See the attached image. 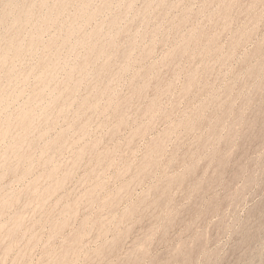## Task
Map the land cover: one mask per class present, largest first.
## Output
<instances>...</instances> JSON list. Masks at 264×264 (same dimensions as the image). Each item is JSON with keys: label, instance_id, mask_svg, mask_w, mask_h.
<instances>
[{"label": "rangeland", "instance_id": "rangeland-1", "mask_svg": "<svg viewBox=\"0 0 264 264\" xmlns=\"http://www.w3.org/2000/svg\"><path fill=\"white\" fill-rule=\"evenodd\" d=\"M41 1L0 0V264H264V0Z\"/></svg>", "mask_w": 264, "mask_h": 264}, {"label": "bare ground", "instance_id": "bare-ground-1", "mask_svg": "<svg viewBox=\"0 0 264 264\" xmlns=\"http://www.w3.org/2000/svg\"><path fill=\"white\" fill-rule=\"evenodd\" d=\"M34 1V0H33ZM74 2V1H73ZM90 2H91V0H83V2L79 5V7H78V12H79V14H82L83 16H84V19H85V16L87 15V12H88V7H89V5H90ZM36 3V2H35ZM64 3H65V0H56V3L54 4V6H53V8L51 9V12L49 13V15L48 16H45L44 17V24H46V25H50V24H55L56 23V17L58 16V14H59V11H60V9L62 8V6L64 5ZM48 4V0H42L41 1V6L43 7V6H46ZM4 5V4H3ZM49 6V5H48ZM47 6V7H48ZM120 6V5H119ZM228 7V6H227ZM153 8V7H152ZM46 10V9H45ZM14 12V11H13ZM35 12V11H34ZM78 14V13H77ZM13 15H14V13H13ZM12 15V16H13ZM42 15V14H41ZM38 16H40V15H38ZM19 19L18 18H14L13 20H12V25L15 27V24L18 22V21H22V22H28L29 21V19H30V11L29 10H24L23 11V13L22 14H20L19 16ZM11 18V17H10ZM41 19V18H40ZM61 19V18H60ZM59 19V20H60ZM71 19V18H70ZM83 20V18L81 19V21ZM108 20V19H107ZM84 21V20H83ZM32 22V21H31ZM39 22V21H38ZM61 22V21H60ZM115 21L113 20V23H114ZM61 23H63V22H61ZM68 23H69V21H68ZM67 23V24H68ZM31 24V23H30ZM57 24V23H56ZM7 25V24H6ZM24 26H26V25H24ZM28 26V25H27ZM38 26V25H37ZM59 26H60V24H59ZM16 28H17V26H16ZM48 28V27H47ZM120 28V27H119ZM61 29V28H60ZM39 30V29H38ZM37 30V31H38ZM17 31V30H16ZM72 31H74V28H71V29H69V30H67L66 32H65V35H64V37H63V42H66V41H68L69 40V38H70V36L72 35ZM5 32V31H4ZM3 32V33H4ZM45 32V31H44ZM97 32H95L93 35H95ZM11 35V34H10ZM34 35V34H33ZM36 35V34H35ZM56 35V34H55ZM86 36H88V35H86ZM61 37H62V35H61ZM26 38H29V37H26ZM34 39V38H33ZM73 40V39H72ZM49 41V40H48ZM87 41V40H86ZM106 41V40H105ZM73 42V41H72ZM81 42H84V40L82 41L81 40ZM107 42V41H106ZM13 43H15V42H13ZM43 43V42H42ZM48 43V42H47ZM53 43H55V40H53ZM71 43V42H70ZM94 43V42H93ZM35 44V43H34ZM58 44V43H57ZM33 45V44H32ZM60 45V44H59ZM68 45V44H67ZM69 45H71V44H69ZM68 45V46H69ZM92 45V44H91ZM10 48H12V51H13V53L16 55V54H19V47L18 46H14V45H12V44H10V45H8ZM85 48V47H84ZM28 49V48H27ZM34 49V48H33ZM36 49V48H35ZM56 49V48H55ZM31 50V49H30ZM69 50V49H68ZM83 51V50H82ZM91 52L92 51H95V49H91L90 50ZM41 52V51H40ZM75 52H77V51H75ZM264 52V45H263V47H260V48H258L257 50H256V53L257 54H261V59H260V61H259V64L256 66V67H253V68H251V69H249L248 71H247V74H248V76H257L259 73H260V71H261V68H262V66H263V64H264V57H263V55H262V53ZM64 53V52H63ZM62 53V54H63ZM81 53V52H80ZM83 53V52H82ZM11 54V53H10ZM9 54V55H10ZM69 54V53H68ZM84 54V53H83ZM94 54V53H93ZM57 55V54H56ZM81 55V54H80ZM40 56V55H39ZM52 56V55H51ZM62 56H64V55H62ZM61 56V58H64V57H62ZM100 57V56H99ZM19 59V58H18ZM100 59V58H99ZM5 60V55H1L0 56V65L3 63V61ZM78 60V59H77ZM17 61V60H16ZM7 62V61H6ZM15 62V61H14ZM57 64V63H56ZM55 64V65H56ZM62 64V63H61ZM72 64V63H71ZM45 66H44V68H45V76H50V75H52V71H53V65L52 66H50V64H44ZM69 65H70V63H69ZM9 68V67H8ZM63 68V67H62ZM42 69V68H41ZM94 69V68H93ZM83 70V68H80L79 69V71L81 72ZM111 71V70H110ZM40 72H41V70H40ZM37 73V72H36ZM39 73V72H38ZM14 74V73H13ZM60 74V73H59ZM83 74V73H82ZM81 74V75H82ZM17 76V75H16ZM54 76V75H53ZM261 77V76H260ZM11 78V77H10ZM22 78V77H21ZM68 79H69V77H68ZM260 79V78H259ZM13 81H15V80H13ZM9 82V81H8ZM256 82H258V81H256ZM5 83V82H4ZM17 83V82H16ZM46 84V83H45ZM54 84V83H53ZM55 85V84H54ZM135 86V85H134ZM44 87V86H43ZM20 88V87H19ZM33 91V90H32ZM112 92V91H111ZM3 93V92H2ZM1 93V94H2ZM16 93V92H15ZM54 95H55V93H54ZM244 95V94H243ZM5 96V95H4ZM14 97V96H13ZM43 97V96H42ZM13 99V98H12ZM11 101V100H10ZM0 104H1V99H0ZM5 104H7V103H5ZM33 104V103H32ZM8 105H9V102H8ZM34 105V104H33ZM66 105V104H65ZM42 107V106H41ZM42 110V109H41ZM232 114V113H231ZM44 115V114H43ZM229 115V110L228 111H226V113L223 115V117H226V116H228ZM8 116V115H7ZM254 116V115H253ZM30 117V111L29 110H26V111H24L23 113H22V118L24 119V120H27L28 118ZM12 119V118H11ZM51 120V119H50ZM24 122V121H23ZM27 122V121H26ZM222 122V118H218V119H216V121H215V125H214V127L212 128V132H214L215 131V129L217 128V126L220 124ZM9 123V122H8ZM4 125V124H3ZM48 125V124H47ZM262 125V124H261ZM4 131L3 132H1V134L0 135H4ZM223 135V134H222ZM260 143V142H259ZM17 145H18V142H17ZM28 148V147H27ZM15 149H16V153L18 152V149L15 147ZM152 156V155H151ZM246 158V157H245ZM242 163H243V161H242ZM22 164V163H21ZM241 165V164H240ZM237 168H239V166L237 167ZM246 172V171H245ZM220 173V172H219ZM218 179V178H217ZM176 182H180L181 180L180 179H176L175 180ZM167 192V191H166ZM165 193H163V195H164ZM162 195V196H163ZM161 196V197H162ZM164 200H165V198H164ZM161 199H158V201L156 202V206L158 207V206H160V204H161ZM196 201V200H195ZM163 203H164V201H162ZM200 202V201H199ZM194 204H196V203H194ZM198 204H200V203H198ZM163 205V204H162ZM193 206V205H192ZM192 206H190V207H192ZM161 208V207H160ZM215 208V207H214ZM155 209V208H154ZM157 209V208H156ZM161 210V209H160ZM190 210H191V208H190ZM261 210H263V209H261ZM149 214H151V213H149ZM160 214V213H159ZM158 214V215H159ZM154 217V216H153ZM158 217V216H157ZM262 217V216H261ZM156 218V217H155ZM197 221V220H196ZM155 222V221H154ZM258 227H259V223H258ZM257 229V228H256ZM249 230V229H248ZM255 230V229H254ZM166 232V231H165ZM165 232L163 233V235L165 234ZM248 232V231H247ZM246 232V233H247ZM162 238V237H161ZM244 239V238H243ZM244 241V240H243ZM243 245V244H242ZM70 249V248H69ZM66 251V250H65ZM167 253V252H166ZM66 254V253H65ZM199 254V253H198ZM198 254H196V255H198ZM68 255V254H67ZM67 255H65V257L67 256ZM195 255V256H196ZM60 259V258H59ZM126 262V261H125Z\"/></svg>", "mask_w": 264, "mask_h": 264}]
</instances>
